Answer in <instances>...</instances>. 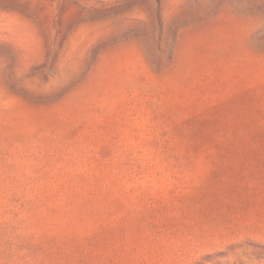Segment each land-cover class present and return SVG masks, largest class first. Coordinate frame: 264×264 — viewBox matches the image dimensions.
<instances>
[{
    "label": "rangeland",
    "instance_id": "1",
    "mask_svg": "<svg viewBox=\"0 0 264 264\" xmlns=\"http://www.w3.org/2000/svg\"><path fill=\"white\" fill-rule=\"evenodd\" d=\"M0 264H264V0H0Z\"/></svg>",
    "mask_w": 264,
    "mask_h": 264
}]
</instances>
